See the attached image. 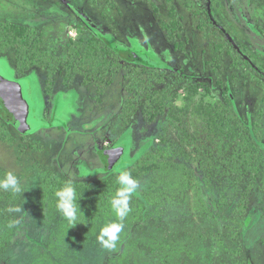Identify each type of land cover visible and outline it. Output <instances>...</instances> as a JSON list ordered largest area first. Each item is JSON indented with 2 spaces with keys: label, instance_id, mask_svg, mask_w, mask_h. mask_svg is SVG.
<instances>
[{
  "label": "rangeland",
  "instance_id": "374dc122",
  "mask_svg": "<svg viewBox=\"0 0 264 264\" xmlns=\"http://www.w3.org/2000/svg\"><path fill=\"white\" fill-rule=\"evenodd\" d=\"M170 8L181 27L173 41L161 28ZM0 22L30 28L45 54L20 73L14 50L0 51L10 112L9 122L0 118V179L13 172L22 186L19 195L0 190V264H264V0H0ZM99 36L148 64L120 63L89 85L63 70L72 44ZM154 92L167 95L150 122ZM227 93L248 130L242 141L208 134L195 112ZM120 147L107 169L104 153ZM243 162L259 170L254 181ZM120 171L140 187L108 250L97 236L117 219L110 198ZM68 182L75 226L57 208ZM88 184L107 185L105 195L92 199Z\"/></svg>",
  "mask_w": 264,
  "mask_h": 264
},
{
  "label": "trees",
  "instance_id": "16d2710c",
  "mask_svg": "<svg viewBox=\"0 0 264 264\" xmlns=\"http://www.w3.org/2000/svg\"><path fill=\"white\" fill-rule=\"evenodd\" d=\"M167 2H170V0H167ZM169 18L171 19L170 22L161 24V28L165 31L167 39L173 41L174 39L179 37L178 31L180 33L181 27L178 21L175 19L174 11H172L171 8L169 9ZM80 39L82 40V37L77 41L80 42ZM72 45L73 46H70L69 48L67 58L63 61V63H65V65H63V70L67 72L71 71L72 75L79 74L84 76L85 85L92 84L95 81L101 82V80L104 79L103 77L106 73H110L111 75H113L117 70H119L120 63H134L136 59L134 58L133 54H138L135 49L131 47V49H127L116 44L112 39L106 38L104 36H99L97 40H93L91 38L90 40H87L83 45L82 43ZM174 46L175 48H177L180 45L178 43H175ZM217 46L221 47L220 44H217ZM7 49L14 50L17 70H19L20 73L28 70L29 66L35 65L38 62H42L45 57V54L39 51V49L37 48V44L36 42H34V32L30 30V28H26L15 23L0 22V51H4ZM52 83L53 79L51 81L45 80V88L47 87L48 89H50ZM108 83L109 82H107L104 87L108 86ZM104 87H98L97 91H101ZM166 95L167 94L164 92H161L159 94L154 92L148 97L151 99L150 106L153 115L149 119L150 122H152L156 116L164 114V103H161V101H163ZM230 96L231 95L227 93L226 97L224 98V102L222 103L217 102L215 104L207 105L199 104L195 112L202 117L205 126H207L208 128V134H216L221 132L230 141H242L243 139H247L246 134L248 133V130L236 116L234 102L232 100V97ZM128 109L130 113H123L124 115H126V117H122L123 120L125 118H127L128 120L129 116H132L134 107L131 106V103ZM169 117L175 119L174 116L172 117V114H169ZM0 118L5 122L10 121V116L4 113L1 103ZM248 145H251V143L249 142ZM260 147L263 149V146ZM248 148L249 146H246L242 150L241 154L249 151ZM102 161L104 162L107 169H111V167L103 157ZM209 165L205 173L206 178H210L211 175ZM252 166L253 165L251 162L249 163V165H246L243 162L242 170L246 172L251 170L252 181H254L259 175V170L256 167L253 168ZM84 186V191L86 192V194L91 193L90 196L93 195L91 196L92 199L96 200L101 199L105 195V191L107 190V185L105 186V184H101L100 186L96 187L93 184ZM260 188L264 193V174L260 179ZM142 197L147 204L152 205L154 203L149 195L143 194ZM221 244L222 243H220V245Z\"/></svg>",
  "mask_w": 264,
  "mask_h": 264
},
{
  "label": "clouds",
  "instance_id": "9594fccd",
  "mask_svg": "<svg viewBox=\"0 0 264 264\" xmlns=\"http://www.w3.org/2000/svg\"><path fill=\"white\" fill-rule=\"evenodd\" d=\"M119 185L115 194L110 198L111 209L117 218L114 222H109L100 228L97 240L104 249L114 250L118 246L120 233L124 228V219L130 212L129 200L140 187L139 181L134 179L130 172L120 171L115 178ZM0 190L9 191L13 195L22 193V186L18 177L13 172H7L3 179H0ZM76 190L71 182L66 183L56 192L57 208L67 220L70 226H75L81 217L79 205L76 200ZM10 212H21L20 207L9 209ZM12 225L10 224L9 227Z\"/></svg>",
  "mask_w": 264,
  "mask_h": 264
},
{
  "label": "water",
  "instance_id": "95a60500",
  "mask_svg": "<svg viewBox=\"0 0 264 264\" xmlns=\"http://www.w3.org/2000/svg\"><path fill=\"white\" fill-rule=\"evenodd\" d=\"M133 56H134L135 59L137 58V59L141 60L142 62H148L145 58H143L141 55H139V54H137V53L133 54ZM6 85H8V87H11V88H13V89H14L15 87H17L16 84H15V87L12 86V84H10V85H9V84H6ZM3 101H4V93H3V91L1 90V86H0V103H1V105H2V108H3V110H4V113H5L6 115H9V116H10V112L8 111L7 108H5V106H4V104H3ZM123 151H124V150H123V147H120V148H118V149L109 150V151H106V152L104 153V157H105V159L107 160V162H108V164H109L110 167H112V166L114 165L115 162H120Z\"/></svg>",
  "mask_w": 264,
  "mask_h": 264
},
{
  "label": "flooded vegetation",
  "instance_id": "af4514ba",
  "mask_svg": "<svg viewBox=\"0 0 264 264\" xmlns=\"http://www.w3.org/2000/svg\"><path fill=\"white\" fill-rule=\"evenodd\" d=\"M136 60H138L139 63L145 64V62H142L141 60H139V59H137V58H136ZM124 147H125V146H124ZM124 147H123V148H124ZM115 149H116V148H115ZM125 151H126V149L124 148V153H125ZM123 155H124V154H123ZM103 158H104V160L107 162V160L105 159V157H103ZM107 163H108V162H107ZM108 165H109V164H108Z\"/></svg>",
  "mask_w": 264,
  "mask_h": 264
}]
</instances>
